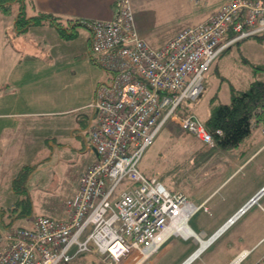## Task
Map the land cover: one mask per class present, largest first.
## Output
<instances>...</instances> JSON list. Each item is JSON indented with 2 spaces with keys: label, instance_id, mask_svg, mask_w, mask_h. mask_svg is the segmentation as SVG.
Segmentation results:
<instances>
[{
  "label": "built area",
  "instance_id": "2783aa9c",
  "mask_svg": "<svg viewBox=\"0 0 264 264\" xmlns=\"http://www.w3.org/2000/svg\"><path fill=\"white\" fill-rule=\"evenodd\" d=\"M114 8L111 19L80 21L90 31L96 63L110 74L88 105L95 112L88 147L97 158L63 201L66 220L38 215L31 227L0 233V264L68 263L84 252L99 254L105 264H143L172 235L198 242L188 264L264 193L263 188L200 249V239L175 220L181 216L187 224L197 207L138 168L144 149L169 121L201 143L213 144L196 115L181 116L177 110L200 95L204 75L220 53L245 38L264 37V0H224L204 22L181 29L159 49L140 37L131 0H115Z\"/></svg>",
  "mask_w": 264,
  "mask_h": 264
},
{
  "label": "crops",
  "instance_id": "0c3cea01",
  "mask_svg": "<svg viewBox=\"0 0 264 264\" xmlns=\"http://www.w3.org/2000/svg\"><path fill=\"white\" fill-rule=\"evenodd\" d=\"M175 1L179 6H185L187 3L194 6V8L190 6L192 19L188 25L182 26L165 41L157 44L155 49L164 46L181 29L204 22L224 2V0H218L212 9L205 11L203 6H199L201 0ZM114 3L115 0H24L18 14L11 22V37H8L6 29L0 26L1 214L7 202L12 203L11 208L16 209L15 204L19 201L21 194L14 191L13 180L24 166H28L26 158L35 157L36 154L47 156L45 154L49 152L48 158L52 159L56 152H78L82 149L81 130L76 127L77 122L89 116L90 124L93 123L95 112L88 105L93 98L96 86L109 81L110 74L96 63V55L90 49V31L82 26L80 21L111 19L115 13ZM202 3L207 5L208 1L202 0ZM11 9L12 7L7 9L9 15L5 14V17L12 15ZM39 13L58 17L66 25L65 27H69L68 35L73 37H63L58 29L46 21L25 27L23 23L17 24L16 20L19 15L23 18H30ZM133 14L140 37L148 43L149 32L146 34L140 31L142 26L139 21L137 22L134 10ZM69 20H72L71 23L76 21L78 24L69 26ZM78 28H83V30ZM72 42H77L73 53L69 52L68 56H61L56 49L57 44ZM80 56L86 60L87 68L95 75V77L90 75L84 83V89L88 87L84 92L77 90L80 79L76 62ZM60 60H63L62 64L59 63ZM49 62L52 63L51 66ZM57 62L63 68H59ZM95 66L102 71L95 74ZM206 81L207 77L203 80L202 91L208 86ZM232 88L245 91L230 85L227 99H218L217 92L209 96L208 118L213 107L230 102ZM77 111L79 117L75 116L73 122L71 121L72 131L67 134L66 119L57 117ZM189 114L197 116L194 111ZM62 127L63 132H59ZM263 129L264 126L261 123L253 122L250 134L240 143L243 147L240 152H203L207 158L205 163L199 165L195 177H199L200 180L195 187L183 185L173 190L183 193L187 200L197 207L187 221V226L193 234L195 232L203 239L209 238L264 188ZM66 136L69 142L66 141L64 144L62 142ZM88 146H86L87 149ZM248 148H251L252 152H247ZM90 150L92 151L90 155L93 157L89 162L87 161L85 167L79 170L76 185L72 188V194L69 197L77 190L81 174L97 158V154L91 148ZM28 196L30 197L29 194ZM63 201L62 206L60 205V209L57 210L56 220L67 219V214L62 208ZM31 203L33 205L32 199ZM201 211L204 217L209 219L205 225L195 220ZM44 213L47 212L40 215L52 218ZM24 215L29 225L23 227H31V219L38 216L33 212L29 214L25 212ZM244 219H247L245 224L238 227ZM6 228H0V233ZM221 239L220 247L214 248V245ZM201 241L206 242L205 245L208 243L207 240ZM197 247L198 242L191 237L186 239L180 235H172L159 251L143 264H183ZM242 253L246 255L239 264H264V193L257 198L255 203L248 204L243 214L188 264L197 262L198 264H230ZM93 259L94 257L90 259L91 263ZM95 264L100 263L96 260Z\"/></svg>",
  "mask_w": 264,
  "mask_h": 264
},
{
  "label": "rangeland",
  "instance_id": "374dc122",
  "mask_svg": "<svg viewBox=\"0 0 264 264\" xmlns=\"http://www.w3.org/2000/svg\"><path fill=\"white\" fill-rule=\"evenodd\" d=\"M9 1L12 2L11 0ZM207 1V5H203L202 0L199 3V6H203L205 11L212 9L218 3V0ZM21 4L22 1L20 0L9 4L8 8L6 7L7 5L0 6V26L6 29L9 34L8 37H11V22L14 20V16L18 14ZM131 4L136 20L142 26L140 31L146 34L149 32L147 41L151 46H154L153 48L173 35L182 26L188 25L190 19H192L190 6L194 8L191 3L179 6L175 0H131ZM10 7H12V15L5 17V14L9 15L7 14V9ZM21 22L22 19L20 20ZM78 29L83 30V28ZM77 42L58 43L56 49L61 53V56H68L69 52L70 54L73 53ZM62 62L63 60L59 61L60 64ZM65 62L68 63V61ZM85 62L86 60L81 56L76 62V69L79 72L80 79V84L77 86L78 92H84L88 88L84 89V83L90 75L95 77L93 71L87 68ZM59 63L57 62V65L60 66L59 68H63ZM48 64L49 66L52 65L51 62ZM95 68V74L98 71H102L96 66ZM205 77H207L206 83L208 82V86L203 89L201 95L194 100H184L181 104L182 108L188 112L194 111L203 123L208 120V100L216 92L218 99H227L230 85L239 90H246L253 81L264 82V37L252 36L233 43L231 47L227 48L222 55L212 62L209 70L204 75ZM219 82L221 83L219 84ZM218 87L219 90L217 91ZM75 116L79 117L78 111L57 117L66 119L68 124L66 128L67 134L72 131V126L70 125ZM89 120V116H87V118L77 122L78 125L76 127L81 130V140L83 142V147L80 151L56 152L52 159L48 158L49 152L45 154L47 156L36 154L37 156L35 157L29 156L26 158L28 166H20L28 169V174L24 183L26 190L17 188L20 191L17 193L21 194L19 200L29 194L33 202L31 212L35 215L47 212L44 214L56 219L58 216L57 210L62 206V201L72 194V188L76 185L79 170L85 167L87 161L89 162L92 159L90 147L86 148L89 142V128L91 126ZM59 132H63V127ZM68 139L66 136L62 143L65 144ZM211 146L203 145L195 137L184 132L176 122L169 121L160 126L152 143L144 149L138 168L144 175L156 178L169 191H173L183 185L195 187L200 180L199 177H195L198 173L199 165L205 163L207 158L202 153L209 152L208 148ZM242 148V144H240L237 149L233 148V150L229 151L214 150L211 152H240ZM246 150H249L247 152H252L251 148ZM22 159L25 160V158ZM7 203L4 205V212L0 213V228L28 226V220H26L24 215L25 212H30L28 207H24L23 203H16L15 206L17 208L14 209L11 208L12 203ZM19 212H22V214ZM195 220L202 225L209 221L208 218L204 217L202 211L196 216ZM246 220H242L238 227L244 225ZM221 241L222 239L214 245V248L220 247ZM93 257L94 259L91 263L90 259ZM95 258L100 264H105L99 254L87 252L77 255L75 259L68 263L59 264H95Z\"/></svg>",
  "mask_w": 264,
  "mask_h": 264
},
{
  "label": "trees",
  "instance_id": "16d2710c",
  "mask_svg": "<svg viewBox=\"0 0 264 264\" xmlns=\"http://www.w3.org/2000/svg\"><path fill=\"white\" fill-rule=\"evenodd\" d=\"M11 1L12 2L9 0H0V6L2 7L7 5L6 7L8 8L9 4L20 0ZM21 19L23 20L21 22L23 23V27L38 25L42 21H46L58 29V32L63 37H73L72 35H68L69 27H65L63 22L58 17H55L51 14L39 13L37 16L30 18H23L22 15H19L16 20L17 24H21ZM71 21L72 20H69V26L78 24L76 21L72 23ZM177 111L181 116H186L189 114V112L182 108L181 105ZM253 122L261 123L264 126V82L261 81L251 82L245 91H237L232 88L230 102L228 104H218L211 109L210 116L206 123H204L207 131L212 135L213 138V144L208 148L209 152L214 150H232L233 148L239 146V144L250 134ZM216 131H220L221 135L216 133ZM27 174L28 169L25 168H23L17 174L13 180L14 191L20 192L18 189L26 190L24 183ZM17 203H23L24 207L27 206L31 212L32 203L28 194L25 196V198L19 200ZM15 208L17 207L15 206Z\"/></svg>",
  "mask_w": 264,
  "mask_h": 264
},
{
  "label": "bare ground",
  "instance_id": "6f19581e",
  "mask_svg": "<svg viewBox=\"0 0 264 264\" xmlns=\"http://www.w3.org/2000/svg\"><path fill=\"white\" fill-rule=\"evenodd\" d=\"M185 111V110H184ZM183 111V112H184ZM179 113V112H178ZM186 115V114H185ZM257 200V199H256ZM252 204V203H251ZM250 205V204H249ZM245 209H246V207H244ZM176 222H178V223H182V224H184V226H185V229H187L186 231H187V233L188 234H191V235H193V233L191 232V230L188 228V226H187V224H185V223H183V218L181 217V216H178L176 219ZM214 234V233H213ZM212 234V235H213ZM194 235L196 236V237H198L199 239H200V243H201V246H200V249H202V248H204L208 243H210V241L208 240V239H203L202 237H201V235H199V234H197V233H195L194 232ZM196 240V239H195ZM201 240H207L208 241V243L205 245V243H202V241ZM216 240V239H215ZM205 245V246H204ZM187 262V261H186ZM186 262H184L183 264H185Z\"/></svg>",
  "mask_w": 264,
  "mask_h": 264
},
{
  "label": "water",
  "instance_id": "95a60500",
  "mask_svg": "<svg viewBox=\"0 0 264 264\" xmlns=\"http://www.w3.org/2000/svg\"><path fill=\"white\" fill-rule=\"evenodd\" d=\"M95 153H96V151L93 149V148H91ZM258 194V193H257ZM257 194L255 195V196H253L249 201H251L253 198H255L256 196H257ZM248 203V202H247ZM193 255V254H192ZM192 260V259H191ZM190 260V261H191ZM184 263V262H183ZM189 263V262H188ZM186 264V263H185Z\"/></svg>",
  "mask_w": 264,
  "mask_h": 264
}]
</instances>
